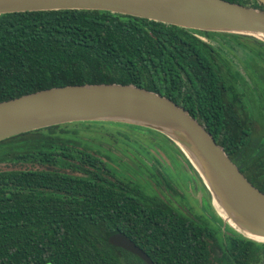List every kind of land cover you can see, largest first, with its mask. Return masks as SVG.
I'll return each instance as SVG.
<instances>
[{"label": "trees", "instance_id": "16d2710c", "mask_svg": "<svg viewBox=\"0 0 264 264\" xmlns=\"http://www.w3.org/2000/svg\"><path fill=\"white\" fill-rule=\"evenodd\" d=\"M226 1L264 10L257 0ZM214 34L253 40L237 43L254 56L252 78L264 79V65L256 61L264 64V42L248 35L185 29L105 10L0 14V101L54 86L119 83L183 106V72L198 73L196 65L202 62L205 74L215 80L226 66L236 83L241 81L230 87L234 99L220 86L217 95L202 93L209 100L207 110L188 113L264 192V89L257 96L249 91L241 74L202 39ZM95 125L109 127L112 135L97 143L78 139ZM120 128L148 143L140 147L143 152L152 154L159 146L195 170L166 136L125 123H64L0 140V164L26 166L0 169V264H147L111 245L107 238L114 232L131 239L152 264H263L264 242L228 225L222 233L126 175L117 176L113 162L123 147L117 138L133 146ZM148 164L155 187L173 190L165 170L150 158Z\"/></svg>", "mask_w": 264, "mask_h": 264}, {"label": "water", "instance_id": "95a60500", "mask_svg": "<svg viewBox=\"0 0 264 264\" xmlns=\"http://www.w3.org/2000/svg\"><path fill=\"white\" fill-rule=\"evenodd\" d=\"M257 1L264 6V0ZM61 9L105 10L185 29L249 35L264 42V10L226 0H0V14ZM86 121L136 125L166 136L199 175L214 206L221 209L224 225L264 242V192L248 181L211 133L170 98L132 84L85 83L0 101V140ZM107 240L152 264L122 232L109 234Z\"/></svg>", "mask_w": 264, "mask_h": 264}, {"label": "rangeland", "instance_id": "374dc122", "mask_svg": "<svg viewBox=\"0 0 264 264\" xmlns=\"http://www.w3.org/2000/svg\"><path fill=\"white\" fill-rule=\"evenodd\" d=\"M211 38L212 39H206L204 36H202V39H205L206 41L212 43V45L218 47L223 57L228 60L229 66L232 69H236L241 74L244 83L250 86L249 91L255 93L256 96L258 95L257 91L262 93L264 89V79L257 75H253L252 78L250 71L255 67V64L252 60L254 56L249 51L242 49L237 44H235L239 42L250 45L253 43V40L243 37L234 39L229 35L219 34H214ZM256 61L258 64L264 65L259 59H256ZM255 86L262 88L260 90H256ZM241 89L243 90V87ZM120 129H122L123 132L129 136L128 139L131 140L125 141L133 144V146H129L124 141L117 138L118 142L123 143V147L117 150V155H115L114 158L115 162H113V166L118 172L116 173L117 176L126 175L132 181L142 186L143 190H146L149 193L154 192L159 194L164 199H168L174 205L178 206L185 214L193 216L195 219L198 217L200 220L208 221L211 226H214L217 229L220 228L222 233L225 231V228L227 229V225H224L220 214L214 206L211 195L206 188L202 187V183L195 170L188 168L187 164L181 159L176 157L174 159L169 158L159 146H155V149H151L152 154L143 152L140 147L146 146L148 143L144 142L142 138H140L134 132L129 131L126 128ZM82 132L83 134L78 136V139L80 138L83 141H88L91 143H97L101 139L103 140L104 137H108L113 133L107 126H102L99 128L96 125ZM160 142L163 145H168V143H165L162 140H160ZM137 149H140V152H135ZM127 157L130 158L128 159ZM148 158H150L151 162L165 170L164 178L171 182L172 186L174 187V191L168 188L167 192H163L159 187H155V178H150V172L147 169V167L150 168L148 164ZM18 167L24 168L26 166L0 164V169Z\"/></svg>", "mask_w": 264, "mask_h": 264}, {"label": "flooded vegetation", "instance_id": "af4514ba", "mask_svg": "<svg viewBox=\"0 0 264 264\" xmlns=\"http://www.w3.org/2000/svg\"><path fill=\"white\" fill-rule=\"evenodd\" d=\"M235 44H237L240 48L244 49L242 46L239 45V43ZM214 49L219 52L221 60L225 62V60L227 59L223 57L218 47ZM221 65L222 64H219V66ZM196 68L199 71L196 74L183 72V108L186 111L189 112L207 110L209 100L206 99V95H202V93L207 91L209 94L214 93L215 95H217L218 91L220 90V86L223 87V94L225 96L228 95V99H234V94L232 91H230V87L233 88L235 84L240 85V80H238V82L236 83L234 73L226 69V66H223L222 72H217L214 75L216 76L215 80H213V76L205 74L202 62H198ZM213 82H215V86H213ZM225 87L228 88V91L224 89Z\"/></svg>", "mask_w": 264, "mask_h": 264}, {"label": "bare ground", "instance_id": "6f19581e", "mask_svg": "<svg viewBox=\"0 0 264 264\" xmlns=\"http://www.w3.org/2000/svg\"><path fill=\"white\" fill-rule=\"evenodd\" d=\"M215 206H216V209H217L218 213H220V215H223L221 209H220L217 205H215ZM223 216H224V215H223Z\"/></svg>", "mask_w": 264, "mask_h": 264}]
</instances>
